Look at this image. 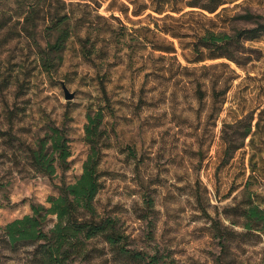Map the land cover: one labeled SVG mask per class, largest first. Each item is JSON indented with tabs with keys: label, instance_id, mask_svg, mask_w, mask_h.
<instances>
[{
	"label": "rangeland",
	"instance_id": "rangeland-1",
	"mask_svg": "<svg viewBox=\"0 0 264 264\" xmlns=\"http://www.w3.org/2000/svg\"><path fill=\"white\" fill-rule=\"evenodd\" d=\"M15 1L0 0V15L5 11L10 19L9 30L0 34V228L29 214L31 202L45 204L57 195L63 180L72 183L80 176L89 151L87 113L102 111L106 147L98 211L117 219L129 249L155 256L157 264H216L213 219L241 235L243 228L227 217L236 219L237 208L249 198L264 210V36L247 43L260 57L245 67L226 60L190 63L183 56L188 50L176 40V57L142 42L140 35L158 42L146 31L154 29L153 19L149 11L134 16L129 0H72L75 29L80 35L86 30L96 49L84 57L74 34L61 63L46 72L36 43L17 35L27 1L20 8ZM226 2L228 7L241 3L235 11L264 14V0ZM44 25L38 20L37 30ZM63 85L73 99H65ZM225 85L230 87L225 95H213V87ZM245 115L253 117L252 135L223 164V123ZM52 124L66 127L71 156L68 170L48 178L28 165L25 150ZM27 249L5 250L4 256L10 264H23ZM95 249L83 264H136L103 242ZM230 250L235 264L259 263L264 233L233 237Z\"/></svg>",
	"mask_w": 264,
	"mask_h": 264
},
{
	"label": "trees",
	"instance_id": "trees-1",
	"mask_svg": "<svg viewBox=\"0 0 264 264\" xmlns=\"http://www.w3.org/2000/svg\"><path fill=\"white\" fill-rule=\"evenodd\" d=\"M25 1L26 10L21 13L23 23L17 35L36 43V56L44 71L50 72L61 63L62 53L74 34L83 56H92L97 41H91L86 30L83 35L78 34L72 11L69 10L72 0H16L15 3L20 8ZM128 3L134 16L149 11L147 16L153 19L154 29L146 28V31L152 33L158 42H149L146 35L140 37L153 51L176 57L177 49L173 41L176 40L183 52L188 50L183 56L190 63L226 60L242 68L260 57L258 49L247 43L264 36V14L254 13L248 8L235 11L242 6L241 3L232 7L225 6L226 0H129ZM123 7L125 10L130 8L127 5ZM4 12L0 15V34L8 29L10 22ZM38 20L45 24L41 31L37 30ZM76 21L82 23V17ZM141 29L135 31L140 32ZM158 33L172 40L159 38ZM220 65L228 66V63L221 62ZM100 86L106 96L104 83ZM200 86L197 83L196 92L199 95L202 93ZM229 88V85L219 90L213 87V95L223 96ZM86 119L84 141L89 151L80 176L72 183L63 180L56 186L57 195H49L45 204L31 202L29 214L15 218L0 228V264H10L9 258L4 256L5 250L13 252L19 247L28 248L23 264H83L93 257L97 242H103L116 256L130 258L136 264L158 263L155 256L146 257L129 249L127 237L117 219L98 211L95 198L103 187L104 173L100 162L106 147L101 127L104 114L102 111L88 112ZM252 121V116L245 115L223 123L220 131L223 164L229 163L234 154L245 146L246 139L252 135ZM25 151L27 163L34 172L48 178L55 177L59 170L65 172L71 156L66 127L48 125L44 135L33 146L27 145ZM242 207L237 208L236 219L227 217L231 225L243 228L241 235L235 234L219 219L212 221L215 237L219 241L216 264H235L230 250L231 238L254 232L264 233V210L251 198ZM256 264H264V253Z\"/></svg>",
	"mask_w": 264,
	"mask_h": 264
},
{
	"label": "water",
	"instance_id": "water-1",
	"mask_svg": "<svg viewBox=\"0 0 264 264\" xmlns=\"http://www.w3.org/2000/svg\"><path fill=\"white\" fill-rule=\"evenodd\" d=\"M64 97L66 100L73 99L74 95L69 92V90L63 85Z\"/></svg>",
	"mask_w": 264,
	"mask_h": 264
}]
</instances>
